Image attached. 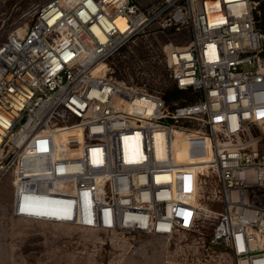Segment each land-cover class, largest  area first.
I'll use <instances>...</instances> for the list:
<instances>
[{"label":"built area","instance_id":"2783aa9c","mask_svg":"<svg viewBox=\"0 0 264 264\" xmlns=\"http://www.w3.org/2000/svg\"><path fill=\"white\" fill-rule=\"evenodd\" d=\"M258 3L42 0L28 10L0 42V180L13 172V215L162 238L210 221L208 246L234 264H264ZM169 29L189 36L163 46L173 87L186 97L114 75V55L124 59L130 42ZM129 138L139 145L135 160L125 155ZM35 204L42 214L55 207L56 218L20 214Z\"/></svg>","mask_w":264,"mask_h":264},{"label":"rangeland","instance_id":"374dc122","mask_svg":"<svg viewBox=\"0 0 264 264\" xmlns=\"http://www.w3.org/2000/svg\"><path fill=\"white\" fill-rule=\"evenodd\" d=\"M41 1L0 0V42L10 30L28 21L30 17L23 15ZM256 10L259 11V14L255 13L257 25L262 31L264 18H261L259 5ZM152 29L158 30V25ZM188 40L186 31L174 33L170 29L141 36L123 49V52L127 51L124 53H129L124 59L119 54L113 56L110 64L115 66L114 75L119 77L122 73L140 88L170 94L173 82L164 61L163 46L168 43L182 46ZM253 67L244 64L246 70ZM181 95L186 97L187 94ZM13 178L11 171L0 180V264H234L229 253L220 247L208 246L212 229L210 221L199 222L196 232L162 238L91 232L15 217L12 213ZM202 203L210 204L212 209L221 208L220 203H213L210 199L204 198ZM48 209L53 212L42 214L40 206L35 204L32 211H20V214L54 220L55 207L49 206Z\"/></svg>","mask_w":264,"mask_h":264},{"label":"bare ground","instance_id":"6f19581e","mask_svg":"<svg viewBox=\"0 0 264 264\" xmlns=\"http://www.w3.org/2000/svg\"><path fill=\"white\" fill-rule=\"evenodd\" d=\"M208 18L210 19H218V20H222L223 16L220 14V13H217V12H212V11H208V14H207ZM115 23L116 25L121 29V30H124L125 28V22L123 19H119L116 18L115 19ZM129 141H130V145L127 146L124 151H125V155H127V157L131 160H135L137 157L140 156V149L137 148L139 147L138 144H134L133 140L131 138H129ZM157 153H161V151L159 150L158 148V151ZM59 200V199H58Z\"/></svg>","mask_w":264,"mask_h":264},{"label":"trees","instance_id":"16d2710c","mask_svg":"<svg viewBox=\"0 0 264 264\" xmlns=\"http://www.w3.org/2000/svg\"><path fill=\"white\" fill-rule=\"evenodd\" d=\"M256 1L259 2L258 5H259V7H260V9L262 11V17L261 18H264V2H263L264 0H256ZM262 31L264 33V29ZM179 94H180V92L173 87L172 92L170 94H167L166 98H168L169 96H172V97L173 96H177Z\"/></svg>","mask_w":264,"mask_h":264}]
</instances>
